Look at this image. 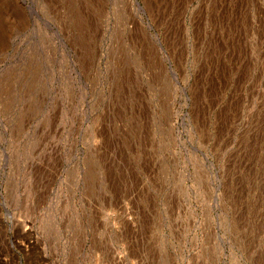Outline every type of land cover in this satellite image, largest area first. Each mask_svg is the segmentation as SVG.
Masks as SVG:
<instances>
[{"label":"rangeland","instance_id":"rangeland-1","mask_svg":"<svg viewBox=\"0 0 264 264\" xmlns=\"http://www.w3.org/2000/svg\"><path fill=\"white\" fill-rule=\"evenodd\" d=\"M0 264H264V0H0Z\"/></svg>","mask_w":264,"mask_h":264}]
</instances>
